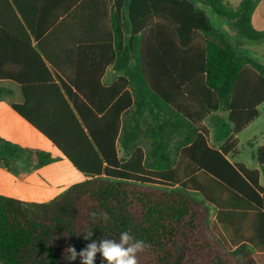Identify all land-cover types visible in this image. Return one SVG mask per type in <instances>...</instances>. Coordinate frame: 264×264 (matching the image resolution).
<instances>
[{"label":"trees","instance_id":"1","mask_svg":"<svg viewBox=\"0 0 264 264\" xmlns=\"http://www.w3.org/2000/svg\"><path fill=\"white\" fill-rule=\"evenodd\" d=\"M0 1V81L19 84L25 98L13 108L86 178L45 203L0 195L1 264H80L79 257L69 260L67 249L79 253L91 242L84 239L90 229L92 240L118 242L128 231L150 244L138 255L139 264H264V146L255 155L261 171L229 160L238 152L235 137L258 118L264 103V66L241 55L195 0H129V89L116 100L119 83L104 89L111 97L100 107L92 100L74 99L71 89L80 91L78 85L26 83V72L8 66L6 11L13 12V7ZM65 1L12 3L23 17L24 4L34 9L37 2L38 13L56 7L71 13L79 1L84 2L81 9L94 4L96 12L105 6L108 13L109 0L60 4ZM112 1L119 17L125 0ZM199 1L222 18L238 20L247 40L264 41V31L252 25L262 0H243L237 8L224 0ZM48 23L50 27L55 21ZM117 33L123 43L120 28ZM31 51L34 64L52 78L41 55ZM8 93L0 87V100ZM132 111L149 115L159 135L168 128L186 131L187 144L171 165H148L140 146L120 159L118 141L124 137L127 148L131 137L123 115ZM212 130L214 142L222 143L218 148L209 144ZM17 162L34 169L55 158L0 138V166ZM189 192L201 194L216 209L215 221H209L210 208ZM93 211L109 219H93ZM95 264L106 262L97 254Z\"/></svg>","mask_w":264,"mask_h":264},{"label":"crops","instance_id":"2","mask_svg":"<svg viewBox=\"0 0 264 264\" xmlns=\"http://www.w3.org/2000/svg\"><path fill=\"white\" fill-rule=\"evenodd\" d=\"M8 1L13 7V12L8 9L6 11L7 63L8 66H12L11 68L26 72L24 77L26 83L48 84L52 82L59 86L78 85L80 91L71 89V96L77 101L92 100L100 107L104 106L111 97V94L104 89H109L119 83L120 93L118 97H115V100L120 98L122 93L128 91L130 79L127 72L129 61L127 52L128 41L131 37L127 11L129 0H125L119 17L115 15L116 8L112 0H109L108 13H105V6L102 7V12H96L94 4H90L93 6L88 4L81 9L83 1L73 5L70 9L72 12L66 14L63 13L62 7H56L50 12L38 13L36 6L40 2L35 3L34 9L31 4H24V17L16 11L12 0ZM1 3L3 4L0 1V5H2ZM60 4L68 6L70 0ZM196 5L206 13L211 12L205 2H198ZM78 9L80 10L75 13ZM0 10H2L1 6ZM254 14L255 12L252 17V25ZM53 21L55 23L49 27L48 22ZM118 28H120V32L122 31L123 43L119 40ZM29 43L31 49L38 52L43 58L52 78H48V74L41 64H34L37 62L29 48ZM121 85H124L123 90ZM0 87L9 91L0 100V138L22 148L50 153L55 158V162L34 169L25 162H17L11 167L0 166V195L26 203H45L61 195L72 186L84 182L85 176L73 166L63 153L13 108V105L22 106L25 103L22 87L12 81H0ZM64 96L69 100L65 94ZM145 116L146 114L140 116L133 111L130 115L125 113L123 124L128 128L127 132L131 129L141 130ZM205 125H208L207 121ZM153 126L159 130L154 122ZM172 130L186 135L184 130ZM181 136L183 137V135ZM211 137L213 140V130ZM238 137L239 135L235 138L239 142ZM119 141V157L123 160ZM221 145L222 143L215 142L214 146L210 144L211 147L216 148ZM262 146L264 145H260L258 148ZM257 150L252 155L253 160L257 163L253 169L239 160V144L237 154L233 157L230 156L229 160L232 163H242L250 170L261 171L255 157ZM260 184L264 187L262 175Z\"/></svg>","mask_w":264,"mask_h":264},{"label":"rangeland","instance_id":"3","mask_svg":"<svg viewBox=\"0 0 264 264\" xmlns=\"http://www.w3.org/2000/svg\"><path fill=\"white\" fill-rule=\"evenodd\" d=\"M243 0H225L226 3L237 7ZM204 2L195 0V3ZM206 3V2H205ZM211 23L216 29L223 34L243 55L248 59L254 60L264 66V41L252 42L247 40L240 32V22L238 20H228L222 18L212 11L207 13ZM253 28L256 31H264V0L260 1L257 5V10L254 14ZM259 116L253 123L239 134V160L246 163L251 169L256 167V162L253 160L252 155L260 145H264V103L258 108ZM211 127L210 122H208ZM142 129H131L130 143L126 149H123L125 138L122 137L119 141L121 147V154L123 160L127 159V149L129 152L136 147H142L148 154V165L156 168H166L171 165L178 152L187 140L184 134H179L168 128L164 130L162 135L158 134V130L153 126L152 118L149 115L144 117L142 121ZM154 128V129H153ZM183 135V137L181 136ZM152 137L157 138L154 141ZM210 144L214 146V140L210 138ZM132 152V151H131ZM189 197L196 201L205 203L210 208L209 221L216 220V209L207 204L202 195L195 192H189Z\"/></svg>","mask_w":264,"mask_h":264},{"label":"clouds","instance_id":"4","mask_svg":"<svg viewBox=\"0 0 264 264\" xmlns=\"http://www.w3.org/2000/svg\"><path fill=\"white\" fill-rule=\"evenodd\" d=\"M93 219L99 217L102 220H108L106 213L93 211L90 213ZM92 231L84 235L85 240H91L83 249L77 253L74 247L67 249L69 260H76L79 257L80 264H95L97 254L106 264H139L138 255L143 253L151 245L144 240L136 239L130 232L124 231L120 234L118 242L116 239L102 238L92 240Z\"/></svg>","mask_w":264,"mask_h":264}]
</instances>
